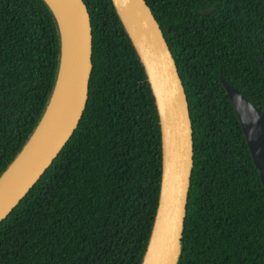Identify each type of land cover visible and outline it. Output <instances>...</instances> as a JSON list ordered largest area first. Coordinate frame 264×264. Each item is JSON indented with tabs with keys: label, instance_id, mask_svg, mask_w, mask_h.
<instances>
[{
	"label": "trees",
	"instance_id": "16d2710c",
	"mask_svg": "<svg viewBox=\"0 0 264 264\" xmlns=\"http://www.w3.org/2000/svg\"><path fill=\"white\" fill-rule=\"evenodd\" d=\"M146 1L193 124L176 264H264V186L220 79L264 110V0ZM84 2L93 33L87 105L53 163L0 223V264H142L149 243L163 160L155 96L113 1ZM60 52L45 0H0V176L45 111Z\"/></svg>",
	"mask_w": 264,
	"mask_h": 264
},
{
	"label": "water",
	"instance_id": "95a60500",
	"mask_svg": "<svg viewBox=\"0 0 264 264\" xmlns=\"http://www.w3.org/2000/svg\"><path fill=\"white\" fill-rule=\"evenodd\" d=\"M50 0L61 52L53 91L34 131L0 176V223L45 173L77 128L93 68V33L84 0ZM145 67L159 113L162 180L159 204L142 264H176L187 214L194 135L186 90L163 30L146 0H112ZM212 9L205 10L204 13ZM68 31L65 49L64 29ZM264 65V58H259ZM264 186V110L223 75ZM58 100L55 110L52 103ZM56 102V101H55Z\"/></svg>",
	"mask_w": 264,
	"mask_h": 264
},
{
	"label": "bare ground",
	"instance_id": "6f19581e",
	"mask_svg": "<svg viewBox=\"0 0 264 264\" xmlns=\"http://www.w3.org/2000/svg\"><path fill=\"white\" fill-rule=\"evenodd\" d=\"M50 1L52 2L53 6L56 8L57 7V3L55 1H53V0H50ZM63 29H64L63 33H64V39H65L64 40L65 41V49H67V45H68L67 33H68V31L66 30L65 26H63ZM57 102H59V101L58 100H54V102L52 103V107L50 109V112L53 111V110H55V107H56V103Z\"/></svg>",
	"mask_w": 264,
	"mask_h": 264
}]
</instances>
